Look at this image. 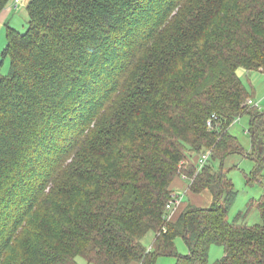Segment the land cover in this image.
<instances>
[{"label":"trees","instance_id":"trees-1","mask_svg":"<svg viewBox=\"0 0 264 264\" xmlns=\"http://www.w3.org/2000/svg\"><path fill=\"white\" fill-rule=\"evenodd\" d=\"M28 13L24 33L7 26L0 75V264H209L212 245L225 252L212 264H264V196L260 222L231 221L234 184L214 165L243 152L229 129L248 114L252 177L264 168V109L238 73L264 70V0H32ZM182 173L212 204L168 220Z\"/></svg>","mask_w":264,"mask_h":264},{"label":"rangeland","instance_id":"rangeland-1","mask_svg":"<svg viewBox=\"0 0 264 264\" xmlns=\"http://www.w3.org/2000/svg\"><path fill=\"white\" fill-rule=\"evenodd\" d=\"M32 0H25L19 6V11L2 12L0 17V75H7L10 71L11 60L9 55H4V48L7 45V26L15 27L20 32H25L29 26L28 5ZM5 14V16H4ZM4 16V17H3ZM2 23V24H1ZM239 76L248 93V99H252L258 103L260 109H264V70L247 71L244 68L238 70ZM246 99V103L247 100ZM254 106V105H252ZM249 115L243 114L236 118L230 126V133L237 137L240 145L243 148L242 153L231 154L223 163L214 161L216 168H221L228 173L233 181L236 196L229 209V219H241L246 221L249 225H253L261 221L260 211L257 207L259 200L264 196V168L261 171V176L257 179L252 177V172L255 169V161L248 156L252 150V139L249 132ZM192 163L198 165V156H194ZM197 167V166H196ZM182 173L177 176L173 183L174 195L176 194L180 199V203L175 204L176 210L172 215V220L177 218L178 213L182 211L185 204H191L196 207L207 208L212 204V196L210 192L203 191L194 193L190 190V184L193 178H185ZM194 177V175H193ZM186 205V206H187ZM185 206V207H186ZM155 238L154 232H149L144 238V244L151 249L153 247ZM177 251L180 254L189 252L188 246L183 237L175 238ZM225 255L224 248L218 245H212L209 251V264L216 262ZM79 264L88 263L84 258H77ZM176 257L174 256H159L155 264H175ZM132 264H136L133 262Z\"/></svg>","mask_w":264,"mask_h":264},{"label":"built area","instance_id":"built-area-1","mask_svg":"<svg viewBox=\"0 0 264 264\" xmlns=\"http://www.w3.org/2000/svg\"><path fill=\"white\" fill-rule=\"evenodd\" d=\"M24 2V0H12V4H11V7L12 8H15V9H18L20 5H22ZM247 104L249 105H254L256 107H258V103H255L252 99H248L247 100ZM208 125L209 126H212L213 123H212V120L208 122ZM210 158V152L207 151V152H204L200 159H199V168L201 169L205 163L207 162V160ZM183 177L187 178L186 175H183ZM177 203H180V199L178 198V196L175 194L173 195V199H171L167 205H166V209L168 211V214H167V219L170 220L172 218V215H173V212L174 210H176V206H174L175 204Z\"/></svg>","mask_w":264,"mask_h":264},{"label":"crops","instance_id":"crops-1","mask_svg":"<svg viewBox=\"0 0 264 264\" xmlns=\"http://www.w3.org/2000/svg\"><path fill=\"white\" fill-rule=\"evenodd\" d=\"M24 2H25V0H24ZM24 2H23V3H24ZM11 4H12V0L8 3V5L3 9L2 12L6 11V14H7V13L9 14V13H10V12H9L10 10H11V11H16L17 9L12 8V7H11ZM17 11H19V10H17ZM2 12L0 13V17H1ZM8 14H7V16H8ZM4 16H5V14H4ZM4 16H3V17H4ZM1 24H2V23H1ZM8 25H9V21H8ZM10 26H11V25H10ZM12 27H13V26H12ZM14 28H15V27H14ZM15 29H16V28H15ZM208 192H209V191H208ZM210 194H211V193H210ZM186 205H187V204H185V206H186ZM185 206H184V208H185ZM184 208H183V209H184ZM183 209H182V210H183ZM173 213H174V212H173ZM178 214H180V213H178ZM178 216H179V215H177V217H178Z\"/></svg>","mask_w":264,"mask_h":264}]
</instances>
